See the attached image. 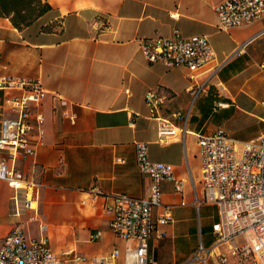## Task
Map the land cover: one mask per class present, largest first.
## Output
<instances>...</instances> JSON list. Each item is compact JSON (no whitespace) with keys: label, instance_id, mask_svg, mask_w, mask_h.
<instances>
[{"label":"crops","instance_id":"obj_1","mask_svg":"<svg viewBox=\"0 0 264 264\" xmlns=\"http://www.w3.org/2000/svg\"><path fill=\"white\" fill-rule=\"evenodd\" d=\"M41 1L51 9L21 29L0 16V77L38 81L46 93L39 104L42 145L16 165L28 180L41 184L16 194L19 199L24 193L32 199L37 195L32 205L36 222L13 216V191L0 180V239L19 222L26 238H37L41 223L59 264H92L91 259L113 248L121 250L123 243L108 230L105 205L114 194L143 196L148 180L138 173L133 155V144L142 143L150 162L170 165L175 180L183 183L180 193L172 183H159L170 220L159 228L160 238L148 241V256L153 264L184 263L199 243L210 245V227L217 220L216 210L208 211L214 206L192 204L193 191L198 198L202 194L196 135L220 129L234 142L264 135V71L259 67L264 37L251 39L264 30V19L218 32L212 7L221 0ZM96 17L107 22L97 36L90 29ZM173 30L182 37H207L221 65L217 80L223 92L210 89L197 100L183 142L158 143L159 119L180 126L173 117L187 107L188 72L146 63L136 41L169 37ZM153 89L164 97L156 110L143 101ZM18 94L0 90V120L11 116L3 101ZM57 97L72 105L73 125L60 116ZM161 212L154 210L153 218ZM96 230L101 236L91 240ZM121 262L119 257L115 264ZM208 264L218 263L211 257Z\"/></svg>","mask_w":264,"mask_h":264},{"label":"built area","instance_id":"obj_2","mask_svg":"<svg viewBox=\"0 0 264 264\" xmlns=\"http://www.w3.org/2000/svg\"><path fill=\"white\" fill-rule=\"evenodd\" d=\"M212 12L216 31L227 32L263 20L264 0H221L213 5ZM106 28V20L99 17L90 23L95 36ZM257 37H264V30L256 32L251 39ZM136 42L146 63L159 64L166 69L183 67L188 72V104L183 113L173 117L179 120L180 126L177 128L169 120L159 119L156 129L158 143L167 139L183 142L197 100L210 89L223 92L217 80L221 65L216 62L204 35L182 37L173 30L169 37L141 38ZM259 67L264 71V58ZM196 77L200 79L195 81ZM0 90L19 92L2 103L11 116L0 120V152L3 153L0 180L13 191V216L17 219L26 216L27 222H36V209L32 205L37 195L32 199L26 194L41 184L28 180L16 165L20 160L33 157L35 147L42 145L43 118L39 104L46 93L38 81L16 77H0ZM56 100L61 108L60 116L73 125L75 115L69 110L72 105L58 97ZM163 100L154 89L143 96L144 103L152 110L161 106ZM260 105L264 107V99ZM33 134L34 141L31 140ZM196 146L202 194L198 198L193 191L192 204L214 206L217 220L210 227L213 235L210 245L205 247L199 243L195 253L182 264H208L211 257L218 264L230 261L264 264V135L234 142L218 129L211 134L196 135ZM133 155L138 173L148 180L147 188L141 197L114 194L108 198L107 227L110 234L123 243V248H113L107 256L91 259L92 264H115L119 257L121 264H153L148 256V241L152 237L160 238L159 228L170 220L169 207L160 201L159 183H172L176 193L182 190L183 183L175 180L170 165L148 160L144 144L134 143ZM19 191L26 193L22 199L16 195ZM156 209L162 212L154 219L152 212ZM37 233V238H26L21 223L14 225L0 241V264H59L49 246L46 226L38 224ZM100 236L101 232L96 230L90 234V239Z\"/></svg>","mask_w":264,"mask_h":264},{"label":"trees","instance_id":"obj_3","mask_svg":"<svg viewBox=\"0 0 264 264\" xmlns=\"http://www.w3.org/2000/svg\"><path fill=\"white\" fill-rule=\"evenodd\" d=\"M50 9V6L41 0H0V16L8 17L16 29L28 26L32 20Z\"/></svg>","mask_w":264,"mask_h":264},{"label":"rangeland","instance_id":"obj_4","mask_svg":"<svg viewBox=\"0 0 264 264\" xmlns=\"http://www.w3.org/2000/svg\"><path fill=\"white\" fill-rule=\"evenodd\" d=\"M194 106H195V105H194ZM193 108H194V107H193ZM208 211H209L211 214H214V213H215V209H214L213 207L209 208ZM31 226H32V225H31ZM31 226H30V227H31ZM32 227H33V226H32ZM29 233H30V234H35V235H36V231H35V229H33V228H30V229H29ZM0 241H1V239H0ZM244 264H250V263L247 262V261H245Z\"/></svg>","mask_w":264,"mask_h":264}]
</instances>
